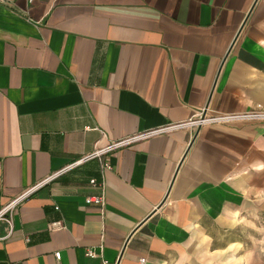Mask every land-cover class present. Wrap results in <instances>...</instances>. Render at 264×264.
I'll return each mask as SVG.
<instances>
[{"label": "crops", "instance_id": "0c3cea01", "mask_svg": "<svg viewBox=\"0 0 264 264\" xmlns=\"http://www.w3.org/2000/svg\"><path fill=\"white\" fill-rule=\"evenodd\" d=\"M28 6L37 23L26 0H0V208L110 142L203 107H264V0ZM101 194L102 207L87 202ZM11 220L0 264H264V121L178 128L87 159Z\"/></svg>", "mask_w": 264, "mask_h": 264}, {"label": "built area", "instance_id": "2783aa9c", "mask_svg": "<svg viewBox=\"0 0 264 264\" xmlns=\"http://www.w3.org/2000/svg\"><path fill=\"white\" fill-rule=\"evenodd\" d=\"M33 0H26V7L21 10L23 16L28 22H33L37 23L38 21H34L32 17L29 14V9L28 5L31 4ZM237 120H259V121H264V107L261 105H257L253 108L244 110V111H235V112H220V111H212L208 107H203L199 111H197L194 115L191 117L185 119V120H180V121H173L164 125H160L157 127L145 129V131L136 133L132 136L110 142L105 148H97L92 154L85 156L84 158L75 160L63 168L57 170L48 178L44 179L43 181L39 182L32 188L26 190L16 198L10 200L7 204H5L2 208H0V221H4L8 225V232L5 236L0 237V239H4L8 237L11 232H12V211L16 207V205L24 199L27 195H29L30 192L35 190L38 186L46 183L47 181L56 178L60 176L61 174L67 172L68 170L78 166L82 162H84L87 159L94 158V157H100L102 154L115 150L119 147L126 146L129 144H132L136 141H140L155 135L159 134H165L174 131V129L178 128H183L187 127L190 129H196L199 128L201 125L210 123V122H230V121H237ZM109 168V163L104 162L102 165V169H107ZM96 181L95 179H91L90 183L94 184ZM87 199L88 203H93L95 205H98L100 207L103 206L104 204V196L101 195H95V196H90ZM61 227V222H53L50 224L51 229L55 228H60ZM85 255L87 257H94L95 254L92 252V250L87 249L85 251ZM55 259L59 260L61 257L60 252H55L54 254ZM101 264H120V258H118L115 262L113 263H108L106 260L102 261Z\"/></svg>", "mask_w": 264, "mask_h": 264}, {"label": "water", "instance_id": "95a60500", "mask_svg": "<svg viewBox=\"0 0 264 264\" xmlns=\"http://www.w3.org/2000/svg\"><path fill=\"white\" fill-rule=\"evenodd\" d=\"M197 131H198V128H197ZM196 134V133H195Z\"/></svg>", "mask_w": 264, "mask_h": 264}]
</instances>
